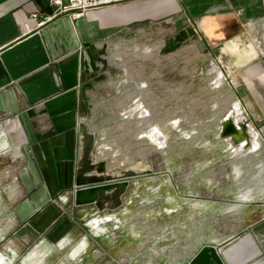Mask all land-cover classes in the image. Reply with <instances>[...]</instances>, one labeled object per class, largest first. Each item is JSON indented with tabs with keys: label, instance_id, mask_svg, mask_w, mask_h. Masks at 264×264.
<instances>
[{
	"label": "crops",
	"instance_id": "0c3cea01",
	"mask_svg": "<svg viewBox=\"0 0 264 264\" xmlns=\"http://www.w3.org/2000/svg\"><path fill=\"white\" fill-rule=\"evenodd\" d=\"M142 1L89 10L77 20L59 14L38 26L53 12L48 0H0V52L37 32L49 59L47 65L0 89V132L11 146L0 153V184L7 179L12 183L3 191L6 198L0 191V264H152L153 256L155 264H186L203 245H215L225 264H264V0ZM137 7L143 10L138 15ZM136 18L174 19L179 29L192 36L195 33L186 24L198 23L206 45L235 41L231 44L238 46L230 50L225 45L214 55L226 74L229 104L239 101L248 113L247 122L225 137L241 155L256 152L253 164L258 172L247 171L246 183L255 180L257 185L253 189L246 184L247 200L241 208L254 219L248 220L238 240L232 236L222 242H178L181 254L175 259L168 256L167 248L155 256L146 236L145 242H134L130 210L124 205L116 212L109 202L99 208L73 203L76 170L82 160L79 135H93L87 124L94 101L92 86L81 77L79 65L93 60L103 44L120 39L124 26ZM255 27H260V37H255L254 46L242 48L247 37H254ZM224 122L232 123L230 118ZM250 129L259 134L253 151L248 148ZM93 150L94 146L88 160L98 162ZM90 218L99 219L109 232L91 234L86 223ZM114 218L122 220L115 229ZM75 223H85L91 242H85L86 248L74 260H57L54 242L60 237L65 236L70 249L77 244ZM83 240L88 241L86 235Z\"/></svg>",
	"mask_w": 264,
	"mask_h": 264
},
{
	"label": "rangeland",
	"instance_id": "374dc122",
	"mask_svg": "<svg viewBox=\"0 0 264 264\" xmlns=\"http://www.w3.org/2000/svg\"><path fill=\"white\" fill-rule=\"evenodd\" d=\"M139 8L136 15L143 11ZM197 24H186L195 33L192 36L179 29L174 19L136 18L124 26L120 39L103 44L93 60L79 65L81 77L92 86L94 101L87 124L94 135V157L105 162L108 173L127 168L139 173L129 179L115 211H121L123 205L130 210L134 242H145L146 236L152 255L160 256L167 248L172 259L181 254L178 242H222L232 236L238 240L245 234L248 220L254 219L241 208L247 200L243 193L246 184L253 189L257 185L255 180L246 183L247 171L258 172L253 164L256 152L241 155L238 148L227 145L221 121L235 101L228 102L226 74L214 57L225 45L230 50L238 46L231 44L235 41L206 45ZM252 34L242 48L260 37V27ZM200 38L205 47L202 41L199 44ZM138 100L148 118L130 114ZM151 128L166 137L163 148L141 136ZM250 133L248 148L253 151L259 134L254 129ZM255 133L257 140L253 139ZM11 185L4 180L0 191L7 192ZM108 202L113 207L116 199L109 197L103 205ZM65 212L69 215L68 208ZM98 220L90 218L86 223L91 234L101 236L108 230ZM112 222L115 229L122 220ZM80 224L75 223L73 242L77 244L72 249L66 247L65 236L54 242L57 260H74L86 248L85 242H91L83 229L85 223ZM85 235L88 241L83 240ZM152 261L155 264L156 257Z\"/></svg>",
	"mask_w": 264,
	"mask_h": 264
},
{
	"label": "water",
	"instance_id": "95a60500",
	"mask_svg": "<svg viewBox=\"0 0 264 264\" xmlns=\"http://www.w3.org/2000/svg\"><path fill=\"white\" fill-rule=\"evenodd\" d=\"M49 59L37 32L26 36L18 44L0 52V89L10 85L35 69L47 65ZM228 124V123H227ZM225 125V122H224ZM224 136L235 130L233 123L222 127ZM82 160L76 170L73 185V203L75 206L95 205L97 208L105 199L114 197L116 203L111 210L121 205V197L126 192L129 179L139 175L133 168L108 173L105 162H90L94 136L88 132L79 135ZM11 149L6 136L0 132V153ZM149 171L143 172L148 173ZM100 211L103 209H99ZM186 264H225L223 255L216 246L205 245Z\"/></svg>",
	"mask_w": 264,
	"mask_h": 264
},
{
	"label": "built area",
	"instance_id": "2783aa9c",
	"mask_svg": "<svg viewBox=\"0 0 264 264\" xmlns=\"http://www.w3.org/2000/svg\"><path fill=\"white\" fill-rule=\"evenodd\" d=\"M129 1H133V0H49V6L52 8L53 15L51 17L44 19L43 21H40L38 23V26L42 25L47 20H51L52 18H54L55 16L59 14H66L72 20H77L81 18L84 15V13L89 10H96V9L104 8V7L115 5V4L126 3ZM35 17H36V14L33 15V18ZM125 115L127 114L125 113ZM225 118L226 119L230 118L232 123H234L236 126L247 122V115L245 111L243 110V108H241V106L240 107L238 106L237 102H235L231 106ZM226 119H222L221 123H223ZM225 140L226 142H228L227 138ZM164 146H165V143H164ZM231 146L232 145L228 143V147H231ZM257 148H255V150ZM252 149L254 150L253 146H252Z\"/></svg>",
	"mask_w": 264,
	"mask_h": 264
},
{
	"label": "bare ground",
	"instance_id": "6f19581e",
	"mask_svg": "<svg viewBox=\"0 0 264 264\" xmlns=\"http://www.w3.org/2000/svg\"><path fill=\"white\" fill-rule=\"evenodd\" d=\"M213 69L216 70L215 67ZM219 76H221V75L219 74ZM237 103H238V106L240 107L238 101H237ZM130 109H131L129 111V112H131L130 114H132V115L137 114L138 115L137 117L140 118V119L148 118V112L144 109L142 103L139 100L136 103H134L133 104V107L130 108ZM175 125L176 124H174V126ZM141 136H144V138H148V140L150 142H152L154 145L157 146V148H160V149L164 147V143L166 142L165 141L166 140V137L164 136V134H162L158 129H155V128H151L150 130L144 132L143 135H141ZM253 139L254 140H257L258 139V134L257 133H255L253 135Z\"/></svg>",
	"mask_w": 264,
	"mask_h": 264
},
{
	"label": "flooded vegetation",
	"instance_id": "af4514ba",
	"mask_svg": "<svg viewBox=\"0 0 264 264\" xmlns=\"http://www.w3.org/2000/svg\"><path fill=\"white\" fill-rule=\"evenodd\" d=\"M112 203H113L112 205H115V203H116V202H115V203H114V202H112Z\"/></svg>",
	"mask_w": 264,
	"mask_h": 264
}]
</instances>
